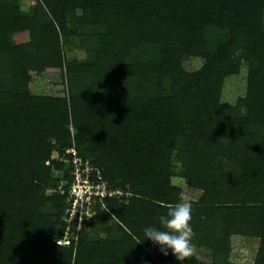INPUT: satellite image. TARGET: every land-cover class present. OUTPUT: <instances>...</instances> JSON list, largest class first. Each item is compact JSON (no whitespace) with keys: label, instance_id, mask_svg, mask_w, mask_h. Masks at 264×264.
<instances>
[{"label":"trees","instance_id":"16d2710c","mask_svg":"<svg viewBox=\"0 0 264 264\" xmlns=\"http://www.w3.org/2000/svg\"><path fill=\"white\" fill-rule=\"evenodd\" d=\"M84 35L91 56L68 60L63 39ZM244 66L245 94L224 102ZM44 74L63 95L36 92ZM69 147L123 194L61 246L71 167L52 155ZM181 199L182 264H206L198 248L211 264H264V0H0V264H180L142 240ZM237 237L258 238L250 260Z\"/></svg>","mask_w":264,"mask_h":264},{"label":"built area","instance_id":"2783aa9c","mask_svg":"<svg viewBox=\"0 0 264 264\" xmlns=\"http://www.w3.org/2000/svg\"><path fill=\"white\" fill-rule=\"evenodd\" d=\"M60 160L71 167V179L63 181L60 186L62 194L67 193V206L63 215L66 227L63 235L57 239L61 246L69 245L77 239L80 230L86 227L87 221L96 214L94 206L104 203L105 198L123 194L122 190L112 189L101 170L93 162L79 155L75 147H69ZM68 184L67 191L64 185Z\"/></svg>","mask_w":264,"mask_h":264},{"label":"rangeland","instance_id":"374dc122","mask_svg":"<svg viewBox=\"0 0 264 264\" xmlns=\"http://www.w3.org/2000/svg\"><path fill=\"white\" fill-rule=\"evenodd\" d=\"M25 7H28L32 4L36 3V0H19ZM27 37L25 35H18L16 40H25ZM63 48L65 52V56L68 60L72 59H87L91 56L92 52V42L89 39V36L84 35L80 37H65L63 39ZM202 60L200 58L191 57L185 61V67L188 70H196L197 68L201 67ZM55 80L58 84L62 82V77L60 75L56 76H49L47 74L41 75L35 79V89L37 93L40 94H52V95H63L64 92L61 89H56L52 86L51 81ZM246 80H247V69L246 66L243 67L242 72L240 75L236 76H229L225 79V84L223 88V95L222 100L224 102H235V100L244 95L246 92ZM72 129V127H71ZM60 153L57 151L53 152L52 159H59ZM61 175V174H60ZM174 182L183 186L184 193L192 198H197L200 194L199 191L194 190L186 184L184 181L179 178L175 177ZM90 234H94L93 226L88 225L86 229ZM95 235V234H94ZM101 235H105V233H101ZM97 236V235H95ZM235 246L237 247H244L249 249L248 257L246 259L247 252H243L242 255H234L237 260L240 261H247L251 259V255L256 253L259 247V240L258 238L254 237H237L235 241ZM198 255L205 260L206 264H211L210 259V251L205 248H198L197 251Z\"/></svg>","mask_w":264,"mask_h":264},{"label":"clouds","instance_id":"9594fccd","mask_svg":"<svg viewBox=\"0 0 264 264\" xmlns=\"http://www.w3.org/2000/svg\"><path fill=\"white\" fill-rule=\"evenodd\" d=\"M192 210V203L183 199L169 206L156 218L158 226L153 224L144 228L145 239L142 241L150 240L165 256L171 252L182 264L193 251Z\"/></svg>","mask_w":264,"mask_h":264}]
</instances>
